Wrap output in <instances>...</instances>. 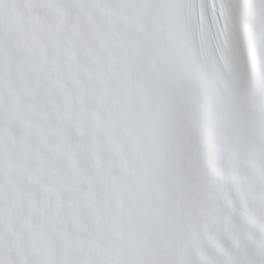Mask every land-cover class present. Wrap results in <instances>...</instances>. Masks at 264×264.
Masks as SVG:
<instances>
[{
	"label": "snow or ice",
	"instance_id": "obj_1",
	"mask_svg": "<svg viewBox=\"0 0 264 264\" xmlns=\"http://www.w3.org/2000/svg\"><path fill=\"white\" fill-rule=\"evenodd\" d=\"M0 264H264V0H0Z\"/></svg>",
	"mask_w": 264,
	"mask_h": 264
}]
</instances>
